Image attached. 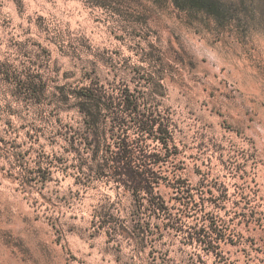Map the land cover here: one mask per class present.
I'll return each instance as SVG.
<instances>
[{
    "label": "clouds",
    "instance_id": "9594fccd",
    "mask_svg": "<svg viewBox=\"0 0 264 264\" xmlns=\"http://www.w3.org/2000/svg\"><path fill=\"white\" fill-rule=\"evenodd\" d=\"M0 264H264V0H0Z\"/></svg>",
    "mask_w": 264,
    "mask_h": 264
}]
</instances>
